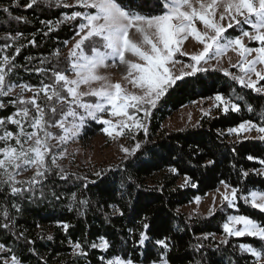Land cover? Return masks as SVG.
I'll use <instances>...</instances> for the list:
<instances>
[{"label":"snow or ice","instance_id":"1","mask_svg":"<svg viewBox=\"0 0 264 264\" xmlns=\"http://www.w3.org/2000/svg\"><path fill=\"white\" fill-rule=\"evenodd\" d=\"M53 3L57 8L71 11L63 13L55 22L40 20L43 28L37 31L49 37L59 25L71 23L73 43L69 47L67 40L63 42L68 48L66 59L61 58V50L56 48L50 56H24L21 64L17 57L23 49L40 47L36 34L32 33L29 38L17 29L0 37L5 41L0 45V98H6L0 99V109L11 108L10 114L0 116V234L14 237L15 245L13 248L8 247L7 242H0V264H24V252L37 256V264L43 260L31 247L35 241L24 231L17 230L16 218L25 211L23 202L29 205L63 202L68 191L73 202L69 210L79 205L76 211L80 212L89 201L78 199L77 193L91 191L90 185L107 184L111 168L93 170L91 175L95 179H91L69 172L61 163L68 154L65 146L77 141L90 123L102 125L103 134L118 142L120 164L117 168L123 165L126 171L149 142L148 125L153 110L186 76L222 72L240 89L250 90L246 95L255 93L264 99V0H159L152 5L159 11L149 12L144 11V2L137 4L135 0H49L50 6ZM40 5L41 0H25L23 7L34 9ZM20 6L19 0H12L10 6L2 10L10 20L27 23L25 16L11 15L10 8ZM190 40L199 46L193 53L182 50ZM229 52L238 58L235 62L231 57L228 59L229 66L237 69L236 72L220 67L221 59ZM185 55L189 56V63H182L178 58ZM117 60L125 66L126 72L121 80L113 82L103 70L117 67ZM213 60L215 66L210 63ZM177 64L182 65L178 72L173 71ZM20 70L35 74L37 82L12 81V74ZM207 99L211 101L210 107L201 108V112L211 117L213 109L224 115L240 112L241 105L235 101H243L245 96L237 94L233 99L231 94L217 92ZM246 107L249 112L255 111L250 102ZM228 132L235 133L238 142L242 132L248 134L244 140L264 142V122L244 120ZM246 159L260 167L239 169L237 185L221 179L223 190H216L220 205L217 207L216 197H213L203 217L224 213L220 217L223 231L219 242L197 243L192 247L197 252L206 247L218 252L221 245H230L231 238L252 237L259 241L258 245L239 243L232 246L233 251H238L247 264H264V223L241 212L238 204L243 201L245 206L264 214V190L241 186L250 175L264 177V158L249 154ZM215 163L208 159L202 166L208 168ZM169 172L176 175L178 169L172 167ZM69 184L76 191L68 189ZM178 187L195 188L197 184L191 176L184 175ZM195 202L199 204L200 197H196ZM112 207L115 213L124 215L121 209ZM148 212L147 206H142L137 213L140 218L138 234L134 233L135 242L140 247L152 244L160 250L151 264H173L171 238L164 235L153 239L154 217ZM58 227L67 232L70 226L63 223ZM210 237L214 242L216 233L207 232L196 239L209 240ZM46 239L51 241L53 237L49 234ZM99 241L89 247L107 252L109 241L104 237ZM69 243L76 257L74 264L88 257L82 243ZM99 260L101 264H135L134 260L120 256L111 259L100 256ZM195 264H212V261L205 254L196 259ZM229 264H239V261L230 260Z\"/></svg>","mask_w":264,"mask_h":264},{"label":"trees","instance_id":"2","mask_svg":"<svg viewBox=\"0 0 264 264\" xmlns=\"http://www.w3.org/2000/svg\"><path fill=\"white\" fill-rule=\"evenodd\" d=\"M24 2L25 0H19L20 7L10 8L13 17L23 15L27 18V23H17L14 19L10 20L8 14L2 10L4 7H9L12 0H0V37L19 29L29 38L32 33H35L40 44L39 48L29 46L23 49L21 55L17 57L18 62L23 64L24 56L27 55L50 56L51 51L56 48L61 50V58L66 59L67 53L63 42L69 41L74 36L71 23L59 25L49 33V37L41 36L37 30L43 28L40 20L55 22L63 13L70 12L71 9L57 8L54 3L50 6L49 0H41L40 7L25 9ZM121 2H126V0H121ZM135 2L137 4L144 2L145 12L159 11V9L152 8V5L159 3V0H135ZM23 42L26 43V41ZM4 43L5 41L0 39V45ZM178 58L184 62H190L187 55ZM227 70L237 71L232 67ZM11 79L14 82L33 84L37 82L35 74L30 75L23 70H20L18 74L13 73ZM178 83L180 86L172 91L157 109L153 110V116L148 125L149 142L143 146L138 159L126 171L123 165L117 168L120 158L115 162L98 164L93 167L73 168L63 164L69 172L88 176L91 179H95L91 175L93 170L112 169L107 174L106 185L99 187L90 185L91 191L84 190L82 195L77 193L78 199L89 201V204L84 206L80 212L76 211L79 205H73L72 210H69V205L73 202L68 191L62 198L63 202L49 204L45 201L31 205L26 201L23 202L22 206L25 211L16 218L17 230L24 231L28 238L35 241L31 247L43 257L40 264H44L45 260L47 264H74L76 257L72 255L69 241L82 243L89 253L88 257L80 259L78 264H101L100 256L106 259L120 256L122 259L134 260L135 264H151L160 250L152 244L140 247L135 242L137 236H134V233L138 234L139 231L137 220L140 217L137 213L140 212L142 206H147L148 214L154 217L153 239L156 236L163 238L164 235L171 238V243L174 245L170 253L173 264H195V260L204 257L205 254L210 256L212 264H229L230 260H237L239 264H247L238 251H233L232 246H238L239 243L258 245V240L252 237H234L231 238L230 245H221L218 252L207 247L197 252L192 247L197 243L208 245L210 242H219L223 231L220 217L224 213L217 212L213 217L203 218L207 212L188 214L182 211L181 207L189 204L196 197L216 189L221 179L237 185L239 169L260 167L254 161L247 160L246 156L255 154L257 157L264 158V142L243 138L238 142L237 138H232L228 134V129L236 127L244 120H252L254 123L264 122V115H262L264 99L257 97L255 93L250 96L246 95L250 90L240 89L239 85H235L222 72L197 73L193 76H186ZM233 88L237 91L232 92ZM217 92L226 96L231 94L233 99L237 94L244 95L245 100L235 101L241 105V111L227 115L217 112L211 117L202 115L194 124L178 129H167L162 126L163 121L178 108ZM249 102L253 105L254 112L247 110L246 104ZM10 111V107L0 109V116L10 114ZM100 128L101 125L90 123L81 137H88ZM208 159H213L216 163L214 166L205 168L202 165ZM172 167L178 169V174L173 175L169 172ZM184 175L191 176L197 187L179 188ZM122 184L123 187H121ZM241 186L257 191L264 190V177L250 175ZM67 188L76 191L72 184H69ZM238 204L241 212L264 223V214H259L256 210L245 206L243 201H238ZM112 206L121 209L124 215L115 213ZM226 211L231 212L232 210L226 209ZM63 223L70 226L67 232L58 227ZM37 225L41 227L38 228ZM207 232L216 233L214 242L211 237L209 240L198 241L196 239ZM49 234L53 237L51 241L46 239ZM100 237H104L110 243L107 252L89 247L92 242L99 243ZM13 240L14 237L9 238L7 235L0 234V242H7L8 247L15 248ZM17 251L19 252V249ZM23 258L24 264H37L38 257L32 253L24 252Z\"/></svg>","mask_w":264,"mask_h":264},{"label":"rangeland","instance_id":"3","mask_svg":"<svg viewBox=\"0 0 264 264\" xmlns=\"http://www.w3.org/2000/svg\"><path fill=\"white\" fill-rule=\"evenodd\" d=\"M68 42L70 47L73 43V37ZM198 48L199 46L196 45L195 41L190 40L189 42H186V46L182 50L187 53H193L195 50H198ZM65 52H68V48L66 47ZM229 57H231L233 62L237 61L238 59L235 53L229 52L221 59V68H231L228 63ZM181 61L182 63H189L184 62L183 60ZM109 63H111V61H109ZM210 63L213 66L216 65L215 60L211 61ZM116 64L118 65L117 67H110L103 70L104 74L108 75L113 82L121 80L122 76L126 72L125 66L120 65L118 60L116 61ZM181 68L182 65L177 64L175 65L173 71L178 72L181 70ZM210 104L211 101H208L207 98H204L182 106L172 112V114L163 121L162 126L166 127L167 129H178L182 126H190L203 115L201 108L207 109L210 107ZM214 113H217L215 109H213V114ZM102 127L103 126L101 125V128ZM229 135L232 138H237L235 133ZM246 135L248 134L242 132L240 137L243 138ZM252 135H255V132H253ZM65 147L68 148V154L66 155V158L61 161V163L67 164L73 168L93 167L98 164H108L115 162L120 158V153L118 152V142H114L110 138L106 137L101 130L89 135L88 137L80 136L77 141H70ZM217 189L223 190L222 186L219 185L216 189L206 193L203 196H199V204H197L194 199L189 204L182 206L181 210L188 214H194L195 212L205 213L211 205L213 197H216V205L219 206L220 200L216 191Z\"/></svg>","mask_w":264,"mask_h":264}]
</instances>
